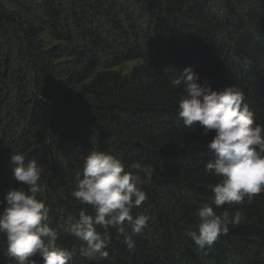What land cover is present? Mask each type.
Instances as JSON below:
<instances>
[{
	"label": "trees",
	"instance_id": "trees-1",
	"mask_svg": "<svg viewBox=\"0 0 264 264\" xmlns=\"http://www.w3.org/2000/svg\"><path fill=\"white\" fill-rule=\"evenodd\" d=\"M189 66L201 86L239 88L264 126V0H0V201L22 186L10 169L22 153L42 166L41 198L71 264H264V193L217 208L219 178L205 171L215 132L178 117L186 85L173 80ZM92 150L140 174L148 196L132 210L149 217L134 248L109 229L99 262L66 231L87 207L72 192ZM204 205L242 219L201 251L190 233ZM0 264H15L3 237Z\"/></svg>",
	"mask_w": 264,
	"mask_h": 264
},
{
	"label": "clouds",
	"instance_id": "clouds-1",
	"mask_svg": "<svg viewBox=\"0 0 264 264\" xmlns=\"http://www.w3.org/2000/svg\"><path fill=\"white\" fill-rule=\"evenodd\" d=\"M198 80V74L189 66L173 80V85L177 87L182 81L186 85V94H180L178 100V117L183 125L191 129L198 122L203 134L215 132L207 144L213 159L205 164V171L219 178L212 188L213 203L222 208L245 199L251 201L264 193V126L254 122V113L239 88L212 90ZM130 167L141 169L139 163ZM10 169L22 186L9 188L4 201H0L6 204L0 211V237L6 244V255L15 264H37L32 259L36 256L42 258L43 264H71L74 252L58 246L50 208L41 198L42 166L35 159L26 162L22 153H11ZM142 171L150 180V170ZM75 180L72 196L87 207L79 211L78 219L66 231L84 243L81 254L95 262L107 259L112 240L109 229H115L116 238L131 251L133 236L149 227L148 216L132 214L148 199L142 176L127 170L114 155L92 150ZM196 215L198 231L190 236L201 251L211 248L221 235L229 233L230 225L237 226L242 219L239 212L218 215L209 205L199 208Z\"/></svg>",
	"mask_w": 264,
	"mask_h": 264
},
{
	"label": "rangeland",
	"instance_id": "rangeland-1",
	"mask_svg": "<svg viewBox=\"0 0 264 264\" xmlns=\"http://www.w3.org/2000/svg\"><path fill=\"white\" fill-rule=\"evenodd\" d=\"M136 62H128L124 65V69L129 70ZM123 69V66H122Z\"/></svg>",
	"mask_w": 264,
	"mask_h": 264
}]
</instances>
